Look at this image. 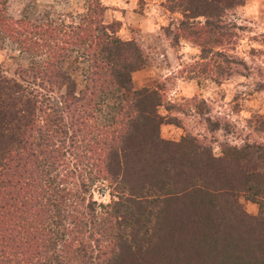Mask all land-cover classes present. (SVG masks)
<instances>
[{"label": "trees", "instance_id": "1", "mask_svg": "<svg viewBox=\"0 0 264 264\" xmlns=\"http://www.w3.org/2000/svg\"><path fill=\"white\" fill-rule=\"evenodd\" d=\"M242 3L166 0L182 16L174 39L200 49L192 71L216 82L236 72L228 15ZM105 9L87 0L82 13L38 21L0 0V42L40 57L12 75L0 68V264H264V118L261 141L222 143L220 156L188 131L161 137L177 106L156 86L133 89L147 57ZM72 52L86 63L81 88L64 68ZM120 90L132 94L101 120ZM97 180L113 194L99 210L86 196ZM238 193L258 204L255 216Z\"/></svg>", "mask_w": 264, "mask_h": 264}, {"label": "rangeland", "instance_id": "2", "mask_svg": "<svg viewBox=\"0 0 264 264\" xmlns=\"http://www.w3.org/2000/svg\"><path fill=\"white\" fill-rule=\"evenodd\" d=\"M101 2L106 6L104 22L113 24L116 34L122 39L135 40L147 57L146 64L132 73L133 89L156 86L165 101L177 106L170 111L175 122L160 125L161 137L178 141L188 131L208 140L216 156L222 154V143L241 146L245 141L263 139L256 125L264 118V0H243L229 13L236 31L230 52L239 60L236 72L219 82L191 70L198 63L200 49L185 38L174 39L182 16L179 12L170 11L166 0ZM86 4L87 0H6L11 16L27 15L38 21L64 19L70 14L75 16L84 11ZM38 59L40 57L20 50L8 38L0 42V68L8 75H12L19 66ZM64 68L75 79L77 88H81L85 83L86 63L72 52L66 58ZM131 94L132 91L116 92L101 110V120H109L117 102ZM193 97L205 101L204 112L200 113ZM159 112L167 113L164 106L159 107ZM206 118L218 120L220 128L210 131ZM86 196L95 203L97 210L101 204L107 205L113 199L105 180L95 181ZM236 197L243 213L257 214V203L241 193Z\"/></svg>", "mask_w": 264, "mask_h": 264}]
</instances>
